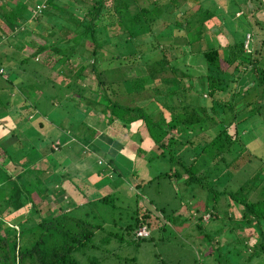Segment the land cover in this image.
I'll use <instances>...</instances> for the list:
<instances>
[{"label":"trees","instance_id":"1","mask_svg":"<svg viewBox=\"0 0 264 264\" xmlns=\"http://www.w3.org/2000/svg\"><path fill=\"white\" fill-rule=\"evenodd\" d=\"M237 1L234 0L235 5ZM38 2L45 7L40 14H34L33 9ZM60 2L0 0V42L3 46L6 44L17 48L11 51L9 59L12 63L18 60L23 72L28 68L26 64L35 67L45 64L49 67L47 74L38 73L36 69L33 70V66L29 67V73L24 75L26 79L20 78L21 73L13 72L11 66L5 63L3 56L7 55L4 52L6 50L0 49V84H3L0 86V119L7 117L9 122L15 119L7 111L10 99L4 97L3 90L9 87L8 91L12 92L17 84L20 92L26 90L25 95H22L24 103L29 102L28 114L32 112L35 119H38L36 127L39 130L53 121L52 113L56 106L71 119H77L80 115L78 124L81 125L76 124V129L72 126V137L76 142L74 145H78L83 152L87 151L84 147H88L104 157L107 153L92 143L98 134L97 129L82 122L86 115H95L98 121L105 123V127L108 126L111 134L125 140L124 143L120 142V138L119 141L111 135L115 141H109L115 145L129 141L128 147H134L136 155L143 156L145 161L154 158L168 161L172 166L158 173L159 176L178 180L183 178L185 185L194 183L206 191L204 211L210 212L212 218L220 216L215 209L219 197H226L227 206L239 207L240 213H229L227 219H239V227H236L239 229L252 226L254 222L258 234L252 226L253 231L251 235L248 233V239H253L254 235L253 245L246 249L248 253L246 257L243 256L244 260L238 259L235 264H264V160L259 169L247 173L246 178L239 180L234 189L231 188L233 183H230L238 180L236 176L240 170L251 161L246 154V158L242 156L245 161L241 166V154L238 155L236 148H233L240 139L238 128L241 124L238 122L257 115L264 118V63L259 64L260 51L257 46L247 52L245 37L233 38L232 42L226 44V53L221 51L220 46L204 44L200 40L203 33L220 23L217 15L209 9L211 7H206V0H69V5L76 13L68 14L63 13L66 8ZM262 5L260 1L254 14L263 8ZM51 8L62 13L53 17ZM50 16L55 20L54 23L44 25ZM167 18L169 21H161ZM193 19L199 23L194 25L197 26V32L189 31L188 28ZM159 23L164 24L169 33L174 25L187 26L185 42L174 46L179 55L185 53L181 49L183 44L190 46L202 42V48L196 54L205 60L206 73L198 77L203 87L202 96L210 97V104L197 101L196 96L192 95L191 82L179 88L180 81L194 77L171 65L166 53H163L165 48L160 50L162 57L154 61L157 67L150 68L149 74L133 75V67L141 62V56L148 49L156 50L159 46L160 36L155 34ZM256 23L262 24L260 21ZM27 30L33 35L31 40L27 37ZM21 42L29 46L32 50L30 54L19 52L23 46ZM248 43L251 44V40ZM260 43L262 47L264 38ZM123 68L127 73L132 71L129 74L131 76L123 77ZM168 68L180 81L161 77L160 73ZM87 70L92 71L95 80L87 86L81 85L79 80L82 75H86ZM2 72H7V75L4 76ZM103 74L111 76V80L102 79ZM249 79L251 84L247 88L236 90L237 82L243 80L247 84ZM162 80H165L164 89L159 88ZM190 81L195 82L196 79ZM150 88L155 91L154 96L153 92L148 93ZM36 91L39 96L34 95ZM92 94H95L93 98ZM176 94L180 96L177 104L172 99ZM126 95L131 96V99L124 102L122 97ZM147 95L149 98L145 102L138 104L133 100L137 99L136 96L144 98ZM160 95L163 100L159 98ZM168 98L172 100L171 103ZM53 99L57 102H53ZM148 102L151 105H147ZM82 104L85 108L80 109ZM91 109L96 111L91 112ZM238 109H241L240 112L246 111V114L238 117ZM229 110L232 115H229ZM19 116H22L21 112L17 118ZM4 124L0 125V264H81L74 254L95 248L93 238L104 220L101 219V223L96 221L90 206L109 203L116 197L115 193L91 198L93 194L81 190L85 185L79 182L77 185L83 197L91 199L81 205L72 201L73 206L68 209L64 199H61L65 191L60 185L67 174L61 175L64 173L50 170L47 152L39 161L31 162L23 148L27 140L23 142L15 130L4 135ZM59 124L62 126V122ZM131 125H138L135 132L131 130ZM218 125L223 127L212 133L210 130ZM35 130L31 127L26 133L31 136ZM185 130L194 131V136L199 140L198 145L203 140L204 144L198 152L195 153L191 146V153L187 154L193 139L181 137ZM201 133L211 134V137L204 139ZM48 141L55 143V139ZM180 141L187 144L184 149L176 150ZM59 145L54 149L50 144L46 150L59 156L60 151H55ZM32 149H35V145H32ZM112 153L107 154L106 165L114 162L115 151L112 150ZM234 167L240 168L238 173L229 169ZM132 168L133 165L129 173L134 177L136 172ZM112 172L117 176L122 175L116 168ZM146 181L149 183L151 179ZM210 198L212 202H208ZM28 210L32 212L25 217ZM147 212L146 209L139 212L136 210L133 220L124 228L125 231L136 236L139 228L149 229L151 218ZM198 221L196 225L200 228L203 222L201 215ZM254 258L257 262H253Z\"/></svg>","mask_w":264,"mask_h":264},{"label":"rangeland","instance_id":"2","mask_svg":"<svg viewBox=\"0 0 264 264\" xmlns=\"http://www.w3.org/2000/svg\"><path fill=\"white\" fill-rule=\"evenodd\" d=\"M59 1H61L60 3L63 2L62 6L66 8V11L63 12L64 14L71 12L76 13L75 9L69 5V0ZM260 1L263 2L264 7V0H238L236 5L234 4V0H206V7H211L209 9L217 15L220 23L214 25L211 27L212 29L209 28L205 33H203L200 40H202L206 45L209 43V45L220 46L221 51L226 53V44L232 42L233 38L241 39L245 37L246 39L247 36L252 34L250 36L251 44L247 43L246 51L249 52V50L253 49V46H257V49L260 51L258 61L259 64L262 65V63H264V45H262V47L260 46V40L264 38V17H258V15L254 14V10L257 8L256 6H258ZM39 3L40 2L37 4ZM239 9L241 10L236 12ZM51 12L54 14L53 17L58 13H62L55 8H51ZM177 12L179 14V9ZM228 13H230L231 16ZM53 17L50 16L48 20L45 21L44 25H46V23L49 25L53 24L55 21ZM50 20L52 21L51 23ZM195 20L196 19H193V21L189 24V31L197 32V26L194 25H198L199 23L195 22ZM161 21H169V18L163 19ZM259 21L262 22L261 25L256 23ZM188 28L185 25H174L173 29H171V32L169 33L166 32L167 28L164 26V24L159 23L157 30L155 31L156 36H160H158V40L160 42L158 48L156 50L146 48L148 50L145 52V55L141 56V62L137 63L136 66L133 67L135 70V72L133 71V75L139 74L145 76L149 74L150 68L153 69L154 67H157L154 61L162 57L160 50L165 48L166 51L163 53H166L165 55L170 64L180 69V71H184L185 73L192 75L194 77L192 79H196V81L193 82L190 81L192 79L188 80L186 78L181 82L178 80L179 78L177 79L178 76L175 75L170 68L160 73L161 77L168 79L172 78V81L175 80V82H177V80L180 81V84L178 85L179 88L182 87L183 84L187 85L191 82V84H193L191 86V89L193 90L192 95L196 96L197 101L203 104H210V97L202 96L203 87H201V84L199 83L200 78L198 77L200 74L206 73L205 60L200 54H196L197 50L202 48V42L199 41L198 43H193L190 46L183 44L181 49L184 50L185 53L182 55H179L176 48L174 47L176 44L179 45L185 42ZM27 31H29L27 32V37L31 40L33 35L31 34L30 30ZM172 38L173 40H171ZM24 42L26 43L28 41ZM24 42H21L23 46L19 49V52H21L23 55H28L32 52V50H30L29 46ZM171 42H173V44ZM0 43V49L2 51L6 50L4 52L7 53V55L3 56L5 63L11 66L10 68L13 72H16L17 74L21 73L20 78H23L25 74L29 73L27 69H30L29 67H32L33 65L26 64L28 68L23 72L21 65L18 64V60L12 63V60L9 59L11 51L16 50L17 48L13 45L7 46L4 44L3 46V43ZM4 43H6V41H4ZM121 48H124V46ZM35 69L38 73L47 74L49 72V70H47L49 67H47L45 64L38 67L33 66V70ZM116 72L117 71L114 73ZM2 73L4 76L7 75V72ZM121 73L123 77L131 76L129 75V72H126L125 68L121 69ZM117 76L118 74H116V77ZM101 77L104 80H111V76L108 74H103ZM24 79H26V77H24ZM94 80L95 76L92 71L87 70L86 75H82L79 82L82 83L81 85L87 86ZM148 81L152 80L148 79ZM164 81L165 80H162V82H160V89L165 86ZM187 81H189V83H187ZM1 85L3 84H0V86ZM8 88L9 87H6L3 90L4 97L8 96L7 98L10 99V106L7 111L10 113V115H19V112L23 113L24 115L23 118H18L19 123L15 125V127L20 125L21 129L15 130V132L20 139H23L24 142L28 139V135H26L28 133L26 132H28V130H30L32 127L30 122L33 119V117H29L32 112L28 114L29 102L27 101V103H24L25 100L22 96L25 95L26 90L25 92H20L17 84L16 88L14 86L12 92H10V90L8 91ZM128 88H130V85ZM152 90L153 89L150 88L148 93L152 94L153 92L152 96H154L155 91ZM163 94L164 93H161V95ZM179 94L183 96L182 92H179ZM148 95L144 98H139L136 96L137 99L133 100L135 103L137 102L139 104L141 101L145 102V100L149 98ZM161 95L159 98L163 100ZM94 96L95 94H92V98ZM122 98L124 102H127L128 99H131V96L127 97L126 95ZM179 98L180 96L178 94L172 98L173 101H175V104L178 103L177 100ZM167 100L169 103L172 102V100L169 98ZM147 105H151V103L148 102ZM220 107L221 106L218 108ZM81 108H85V106L82 104ZM87 109L88 108H86V110ZM240 110L241 109L236 110L238 117H242L246 114V111L240 112ZM90 111L94 112L96 110L91 109ZM228 112L230 113L231 111L229 110ZM59 114L60 112L58 111L57 113L53 114L54 116L52 118L54 122H62V119L59 118ZM229 115L232 114L230 113ZM85 120V122L90 126H94L97 131H99V134H102V131L105 128V123L101 122V120L98 121L95 115L91 116L90 114L86 115ZM68 121H65L64 124L67 125ZM4 123L5 121L0 119V125H3ZM238 123L241 124L238 128L240 139L239 143L234 144L233 148H236L238 155L241 154V157L239 158L241 166L245 161L244 158L242 159V156L246 158V154H248L247 157H250L251 161L248 162V165L246 164L247 167L245 165L244 169L240 170L239 175L236 176L238 180L230 181L231 184L233 183L231 185L232 189L235 188L234 186L239 184V180L246 178L247 173L259 169V166L262 165L264 160V118L257 115L253 118H246L245 120H242ZM70 124L71 123H69V125ZM226 124L227 123H224V125ZM222 127H215L210 131L212 133H216ZM11 128H14V125L11 127H3L2 133L4 135L9 134L12 131ZM119 129L120 127H118V130ZM38 130L39 129L35 130V134H31L34 136V143L31 144L30 142L26 141L27 143L23 147L24 152L28 156L29 160L31 162L39 161L43 154L47 152L48 166H50L52 163L55 165H57V163H62L63 161H61L60 157L55 158L53 153L51 154L48 150H46V147L51 144L54 149L57 148L60 140H55V143H49L48 140L56 139L58 136L60 139L63 138L67 140L66 135L56 134L51 137H46L41 134L42 132L40 130V132ZM72 130L71 124L70 127L65 129V133L70 135ZM230 132H232V128H230ZM60 133H63V131L61 130ZM194 135V131L191 132L189 130H185L181 134L182 138L192 137L193 139L191 145L189 144V152H187L188 155L191 153V146L196 153V151H199L200 146L204 144L202 140L200 145H198L197 141L199 143V140H197L198 138ZM101 136L103 137V134ZM201 136L206 139L210 138L211 134L209 136L208 134L201 133ZM40 138V145L37 147L35 142ZM186 144L187 143L183 144V141L178 142L176 145V150L184 149ZM32 145H35L34 150L32 149ZM113 145L114 144H112L111 148ZM15 146L17 148V143ZM55 151L57 152L59 149H56ZM89 157L90 156H88V158ZM106 157H108V155L104 154V157L102 156L103 163L96 164L98 169L107 166ZM91 158H93V161L97 160L96 156H92ZM135 166L136 167H133L132 169H134V172H136V176L133 177L132 173H125V177L120 189H106V187L110 186L107 184L112 183V181H110L112 179L109 177H106L101 181L103 184L107 183L103 181L110 182L105 184V188H102L97 194L101 196L103 194L113 192L115 193L116 197L110 201L111 203L109 202L107 204H100V206L97 205L94 207L90 206L96 215V221L101 223L100 220H104H102V226L96 230L93 238L95 248H90L87 251L74 254L81 264H235L238 259H241L242 261L244 260L243 258L246 257L248 253V250L246 249L249 247L251 248L255 240L254 235H252L253 239H251V237L248 239V235H251L253 231L251 227L253 226L255 229L257 228L254 222H252V226L248 225L244 229H239L236 228L239 227V221H237L239 219H227V215L234 211H239V207L237 208L235 206L234 208H231V206L229 207L226 205V197H223L224 199H220L219 197V202L217 203L215 209L219 212L220 216L219 218H212L209 216L210 212L204 211L207 202V196L205 194L206 191L200 189L194 183L185 185L183 183V178L178 180L174 177L168 178L164 177L163 175H158V173L170 169V166L172 165L168 161H164L159 158H154L149 161H145V159H137V161H135ZM221 167H223V165H221ZM229 169L233 173L236 171L238 173V169L240 168L234 167ZM77 173L81 176L80 181L82 182V186L84 184L86 187V175H81L79 172ZM115 176L117 175L115 174ZM142 178H145L146 180L151 179V181L147 183L146 180L141 181ZM206 180L209 181L210 177ZM79 182L77 181V184H79ZM209 195L211 196V194ZM61 199H63V197H61ZM210 201L212 202L211 198L208 202ZM66 205L68 209L72 208L73 206L67 202ZM144 209L148 210L147 213H149L151 218V227L146 229L147 235L145 238H137L133 234L127 233L124 228L128 223L131 222V220H133L136 210L139 212L144 211ZM31 212V210H28L25 214V217L30 215ZM200 215L203 219V224L200 223V228H198L196 223H199L198 218ZM137 231L138 230H136V233ZM245 242L248 245L247 247ZM256 260L257 259L254 258L253 262H257Z\"/></svg>","mask_w":264,"mask_h":264},{"label":"crops","instance_id":"3","mask_svg":"<svg viewBox=\"0 0 264 264\" xmlns=\"http://www.w3.org/2000/svg\"><path fill=\"white\" fill-rule=\"evenodd\" d=\"M262 7H263V5H262ZM240 10L241 9L237 10L236 12H239ZM229 15H230V13H229ZM256 15H258V17L263 18L264 17V7L261 8L259 10V12H257ZM248 82L249 83L244 84L243 80H240L236 84V90L238 91V90H240V88H247L249 86V84H251L250 83L251 79H249ZM34 95L39 96L37 91L35 92ZM53 102H57V101L55 99H53ZM55 106H56V104H55ZM79 108L81 109V106H79ZM55 109L58 112H60L59 118L62 119V126L59 124V122H53L52 121V122H49V124H46V127L44 126V128L40 129V131L42 132L41 134H43L46 137H48L49 134H50L49 136H54L56 134H58V135L65 134L67 137V140H65L63 138L60 139L59 136L55 139V140H60V142H59L60 145L58 147L59 151H60V153H59L60 155L59 156L54 155V157L55 158L60 157L61 161H63V162L60 164L57 163V165L52 163L49 166L50 170L55 172V173H64L61 175L67 174L65 177H63V181L60 184L61 187H63L64 191H65L63 196H62L63 199L65 200V202H68L69 204H71V202L74 201V202H76V204L78 203L79 205H81V204H83V202H86L88 199L96 198L97 196H100L97 193L100 192V190L102 188L104 189L106 186L105 184H107L110 181H112V183L107 184V185H110V186L106 187L107 190L108 189L116 190L118 188L120 189V186L122 185L123 179L125 177V173L126 172L129 173L131 165H133V167H136L135 161H137V159L138 160L144 159L143 156L139 157L138 155H136L134 147L131 146V149L128 147V142H129L128 138L126 139L128 142L123 144L125 142V140L122 141V137L114 136L113 134H111L110 129L107 126L102 131L103 137L101 136L102 134H99V131H98V134L95 136L92 143L96 146V148L100 149L103 153H107V154L112 155L113 154L112 150L115 151V158H114L113 163L107 164L106 167L98 169L96 167V164H102L103 163V160H102L103 158L101 156V153L96 152L94 150H89L90 148H88V147L87 148L84 147L85 149H87V151L83 152V150H81L80 147L78 148V145H74L75 143H72L75 141V140L73 141L72 132L70 135L65 133V129L70 127L71 124H73L74 122H75V125L73 124L72 126L74 127V129H76V127H77L76 124H78L79 121L81 120V118H80L81 116L78 115L77 119L76 118L71 119V117H68V115L65 114L66 112L60 111L58 106H56L54 108L52 115L57 113V111ZM21 115L22 116H19V117L23 118L24 117L23 113H21ZM10 116L12 118H15V119L12 120V118H10ZM10 116H8V117L12 120V122L7 121V117L2 118L7 124V125L4 124L3 127H5V126L11 127L14 125V128H11L12 131L21 129L20 125L15 127V125H17V123H19V120H18L19 117L17 118L18 115H10ZM29 117H33L32 121L30 123H31L32 127L37 130L38 127H36L37 126L36 123H37L38 119H35L33 113ZM85 117L84 118L82 117L83 118L82 122H84V123H86ZM60 119H59V121H60ZM65 121H68L67 125L64 124ZM69 123H71V124L69 125ZM80 125L81 124H78V126H80ZM131 127H132L131 130H133L135 132L138 125H131ZM61 130L63 131V133H60ZM26 135H28V134H26ZM111 135L113 137H115L116 139L120 138L121 141L119 139L118 140L120 142H123V143L122 144L120 143L121 145L120 144L115 145L112 141H109V139L113 138ZM33 138H34L33 135H31L30 138L28 136L27 142H30L31 144H33L34 143ZM40 141H41V138L38 141H36L35 144H37V146H39ZM113 141H115V140H113ZM112 144H114V145L111 148ZM88 156H90V157L88 158ZM92 156H96L97 160L93 161V158H91ZM113 168L118 169V171L120 173H122V175L115 176V174H113V172H112ZM77 172H79L81 175H84V174L86 175L87 185L84 189H81V190L92 193L93 195H91V196L89 195L91 198L83 197L82 192H80V187L78 186L79 184L77 185V181L78 182L80 181L81 176ZM106 177H109L112 180L103 181V182H107L105 184L101 183V181L103 179H105ZM80 185H82L81 181H80ZM83 186H84V184H83ZM135 188H136V186H135Z\"/></svg>","mask_w":264,"mask_h":264},{"label":"built area","instance_id":"4","mask_svg":"<svg viewBox=\"0 0 264 264\" xmlns=\"http://www.w3.org/2000/svg\"><path fill=\"white\" fill-rule=\"evenodd\" d=\"M44 7H45V5L43 3L36 4L35 8L33 9L34 14L40 13ZM249 40H250V36H247L246 39H245V44H246L245 46L246 47H247V43L249 42ZM0 71H2V69H0ZM146 229H147L146 227L139 228L137 233H136V236L137 237L146 236L147 235V230Z\"/></svg>","mask_w":264,"mask_h":264}]
</instances>
